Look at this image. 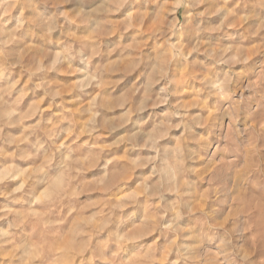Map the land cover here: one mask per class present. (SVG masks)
Returning a JSON list of instances; mask_svg holds the SVG:
<instances>
[{
	"label": "clouds",
	"instance_id": "clouds-1",
	"mask_svg": "<svg viewBox=\"0 0 264 264\" xmlns=\"http://www.w3.org/2000/svg\"><path fill=\"white\" fill-rule=\"evenodd\" d=\"M0 264H264V0H0Z\"/></svg>",
	"mask_w": 264,
	"mask_h": 264
}]
</instances>
